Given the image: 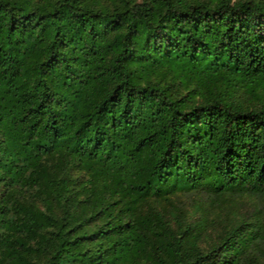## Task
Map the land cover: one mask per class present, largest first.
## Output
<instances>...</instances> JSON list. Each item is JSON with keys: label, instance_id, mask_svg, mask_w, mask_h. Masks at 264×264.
I'll return each instance as SVG.
<instances>
[{"label": "trees", "instance_id": "1", "mask_svg": "<svg viewBox=\"0 0 264 264\" xmlns=\"http://www.w3.org/2000/svg\"><path fill=\"white\" fill-rule=\"evenodd\" d=\"M0 264H264V0H0Z\"/></svg>", "mask_w": 264, "mask_h": 264}, {"label": "rangeland", "instance_id": "2", "mask_svg": "<svg viewBox=\"0 0 264 264\" xmlns=\"http://www.w3.org/2000/svg\"><path fill=\"white\" fill-rule=\"evenodd\" d=\"M243 99H247V97H243ZM253 101L248 100V103L251 104Z\"/></svg>", "mask_w": 264, "mask_h": 264}]
</instances>
